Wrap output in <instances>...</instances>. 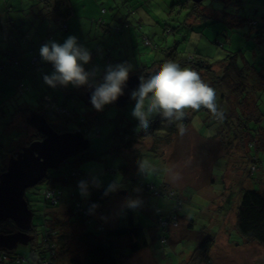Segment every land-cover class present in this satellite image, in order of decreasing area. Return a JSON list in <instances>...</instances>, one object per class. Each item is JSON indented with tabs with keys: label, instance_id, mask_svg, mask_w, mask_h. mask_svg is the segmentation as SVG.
Wrapping results in <instances>:
<instances>
[{
	"label": "rangeland",
	"instance_id": "rangeland-1",
	"mask_svg": "<svg viewBox=\"0 0 264 264\" xmlns=\"http://www.w3.org/2000/svg\"><path fill=\"white\" fill-rule=\"evenodd\" d=\"M38 1L0 0V19L4 22V28L0 30V65L6 62L0 67V157L16 140L33 133V130L27 128L28 123L19 118L18 113L28 111L26 108H30V112L39 109L42 92H47L50 88L44 83L43 76L52 72L48 69L51 64L42 61L39 55L40 47L50 41L63 44L69 36H74L78 44L89 52L97 53L98 47L110 48L114 58L128 56L132 71L139 58L138 62L141 64H151L152 59L159 60L160 67L167 62L165 52L169 47L177 54L176 61L182 68H190V64L182 61L194 54L193 51L208 56L211 62L226 57L230 54L227 51H231L235 53L239 66L245 67L244 72L248 75L250 84L256 82L261 85L264 82V0H240L239 4L235 0H203V4L209 6L210 10L216 9L217 17L205 22L191 21V29L189 22L184 21L186 9L177 4L184 0H71L73 12L65 20V31L61 29L62 20L59 17L41 16V2ZM123 23H127V26L118 32V25L124 26ZM167 26L176 29L169 32L166 30ZM49 35L53 38H48ZM144 36H148L152 44L159 47L152 57L144 43ZM95 54L84 65L86 71L94 72L91 77L94 84L103 81L101 68L97 64V58L101 55ZM214 67L219 73V66ZM132 71L130 75H135ZM201 78L207 81L205 75ZM137 87L138 85L133 90ZM240 87L242 88L241 84ZM87 89L88 86H84L72 92L73 99L69 102L71 112L97 111L90 100H85ZM53 92L61 94V89ZM128 101L130 103L124 107H119L114 102L105 105L102 111H98L102 112L99 122L86 129L85 135L90 140L92 158L82 161L70 156L58 168L49 169L48 176L25 190V199L32 211V240L27 244L18 243L12 250L6 249L14 257V263L35 264L33 256L40 258V255L32 247L43 248L48 256V245L43 243V238L46 229L51 227L57 232V235L53 234L54 239L63 236L59 239L62 242L60 249L56 240L57 257L52 261L57 264H74L70 259L76 256L82 258V251L87 249V244H82L83 238H80L84 231L101 237L104 229H98V224L104 228L124 227L130 211L133 220L142 225L147 248L132 252L127 236L115 238L119 246L114 252L117 264H264V248L254 242H243L235 227L234 207L239 197V186L243 187L245 184L248 187L252 184L250 173L246 170L249 165L246 156L244 171L240 172L235 168L243 157L244 148L241 144L245 147L249 141L248 138L245 139L246 131L242 130L244 124H239L240 138H234L228 143L229 162L234 170L227 167L224 159L210 162L216 156H222V150H226L219 144L224 134L232 139L237 130L229 133L230 135L226 130L221 132L222 127L217 129L216 125L205 123L199 111L193 112L187 134H178L168 145L161 146L157 137L155 138L157 135H164V131L159 130L154 137L152 133L141 143L134 144L133 149L120 148V136L111 140V132L124 123L138 126V121L131 115L135 101L131 97ZM51 109L53 113L49 110L46 113L49 122L57 123L59 120L61 123V116L58 119L54 115V108ZM253 109L250 105L246 106L245 111L253 114ZM262 110L260 111L264 114ZM262 117L260 122L264 126V115ZM246 121H254V118ZM77 127L73 119L66 124L68 130H79ZM262 130L263 128L260 129ZM119 133L122 135L121 131ZM254 139L256 140V136ZM153 140L156 142L151 148L150 141ZM210 140L212 143L209 146L206 141ZM114 141L116 148L121 150L113 149ZM257 145L260 146L258 143ZM208 146L210 148L206 149ZM253 150L256 151L255 146ZM253 150L251 152L250 149V155L254 153ZM258 151L259 159L263 158L262 150ZM202 152H205L206 162L202 160ZM140 161L148 162L157 171L149 175L141 173L138 169ZM224 164L227 168L225 174ZM258 164H262L260 169L264 178V160ZM71 165L74 170L77 169V175L66 179L63 171L70 169ZM122 167H127L126 171ZM168 169L179 173L181 178L175 180L168 174ZM57 171L62 180L53 178ZM258 174L257 170L256 177ZM212 177L214 182L210 183ZM93 179L100 182V187L93 186ZM81 180L89 182L87 196H82L78 188ZM164 180L169 184V187H164L171 189L173 196L161 194ZM112 183L118 187L102 204L99 218L86 223L84 220L87 219H80L81 211H71L74 202H79L83 208L93 194L106 190ZM46 188L54 189L57 194L60 192L58 199L45 201L43 192ZM229 190L232 192H228ZM157 191L160 193L157 194ZM143 196L145 199L142 200ZM227 198L231 201L230 204L225 203ZM127 199H139L142 203L131 209L126 207ZM217 202L226 204L225 213L219 210L220 207L215 208ZM175 208L179 214L176 221L173 222L174 217L170 216L167 228L160 226L157 219L161 217L166 220ZM206 233L213 235L209 259L199 249V243ZM11 257H5L7 264L13 262ZM17 258L23 260L17 262Z\"/></svg>",
	"mask_w": 264,
	"mask_h": 264
},
{
	"label": "trees",
	"instance_id": "trees-1",
	"mask_svg": "<svg viewBox=\"0 0 264 264\" xmlns=\"http://www.w3.org/2000/svg\"><path fill=\"white\" fill-rule=\"evenodd\" d=\"M217 1H223V0H217ZM38 3H40L41 16L46 18L51 16L59 17L62 20L61 29L64 31L67 30V24L65 23V20L69 16H71L73 12L71 0H39ZM235 3L239 4L240 0H235ZM177 4L181 5L182 8L186 9V13H185L186 15L184 17V21L185 23L189 22L188 26L190 27V29L192 28L193 25L191 21L205 22L207 20H215V17H217L218 14L216 9L212 8V10H210L209 6L204 5L203 0L201 2H194L193 0H184V1H178ZM224 12H221V14ZM101 22L102 24H105L103 20H101ZM123 25L124 26L118 25L117 27L118 32L123 31L125 29L124 27L127 26V23H123ZM3 28H4V22L0 19V30H2ZM173 29H176V27L167 26L166 30L171 32L173 31ZM48 38L52 39L53 37L49 35ZM143 40L144 43L148 46L150 52L149 54L152 57V55L159 50V47L156 44H152L148 36H144ZM98 49L99 50L97 51V53H100L101 56L97 58V64L101 68L102 77L105 75L106 68L109 65L115 66L117 64H121L122 61L127 64L129 63V59L127 55L120 57L118 59L112 56V50L110 48L106 49V48L98 47ZM193 52L194 54L192 53L191 55L185 57L182 63L190 64V68L198 72L200 76H204V75L206 76L207 81L203 79L202 80L205 83H208L216 90L218 106L225 111L226 118L222 123H219L212 118L211 114L206 109L202 108L199 112L202 114L205 121L210 120L208 122L210 124L216 125L217 129L222 127L221 132L226 130L229 134L237 130V134L233 133L234 136L231 135L233 136L232 139H230V137L224 134L225 139L222 138L219 144L221 146H224L226 150L225 149L222 150L221 153L222 156H216L210 163L218 162L224 159L225 164L227 163L228 168L232 167L233 170L236 168L241 172L242 164L246 162L244 156L247 157V162L249 165L247 166L246 170L250 173L249 178L252 180V184H250V186L248 187L245 186V184L243 187L239 186L240 189V191H238L239 197H238L237 205L234 207L235 227L238 234L242 237L243 242L245 243L254 242L257 245L264 248V178L260 169L262 164L260 166L258 164L260 163V161L264 160V144H263L264 126H261V122H260L261 119H263L262 116L264 115L260 111L262 110L264 105L263 102L264 82L261 85L256 84V82L250 84V82L247 79L248 75L244 72L245 67L239 66L238 62L235 59L234 52L227 51L230 54L214 62H211L208 56L198 51H193ZM95 53L96 52L93 51L90 52L91 56H94ZM165 53L167 55V62L171 61L177 63L176 61L177 54L173 53L170 47L167 48ZM140 59L141 58H139L138 60ZM138 60L134 65L135 66L134 70L133 71L130 70V72L132 71V73L137 74L139 81H140V77L147 78L152 74H154L156 71H158L160 68L158 67L159 60L152 59L151 64H149V62H145L141 64V62H138ZM5 63L6 62L0 65V67H2ZM215 65L219 66V73L216 72V69L214 67ZM48 69H51L53 71L52 65H49ZM145 75H147V77H145ZM240 84L242 85V88L240 87ZM83 87L84 86L73 87L72 85L71 86L68 85L67 87H63V86H57L55 88L50 87L47 92L45 91L42 92V104L40 105V108L39 109L37 108L32 112H30V108H26L28 111L22 112V118L27 122L26 118L31 113L41 114L42 116L45 117L46 121L50 124V126H52V128L57 132L74 131V130L66 129V124L73 119L75 123L78 125L77 129H79L86 137L85 135L87 132L86 129L88 128V126H91L92 124H97L99 122L102 112H98L95 110H90V111L88 110L82 113L71 112V110L69 109V102H71V100L73 99L72 92L80 90ZM58 88L61 89V94L57 92ZM53 91H56L57 93H54ZM220 91H222L221 92L222 97L220 96V100H219ZM85 100L88 101L90 100V98H88L86 94H85ZM129 103L130 101H128L127 105ZM250 105L253 106L254 108L253 114L245 111L246 106H250ZM51 108H54V115H56L58 119L61 118L62 120L61 123L59 120H57L58 121L57 123L49 122V118L46 113L47 110L49 111L51 110V113H53V109ZM62 110H64V112H62ZM192 114L193 111L189 110L186 118L183 121L186 128L190 125ZM258 115L260 118L258 117ZM59 116L61 117L59 118ZM251 117L254 118V121L251 122L246 121ZM240 123L244 124V126H242V130L244 132L246 131L245 139L248 138L249 141L248 144L245 145V147L244 145L241 144V147L244 148L243 157L239 160L237 166L235 164L236 167L234 168V166L229 162L230 152L228 151L229 148L228 143H230V141L233 140L234 138L235 139L240 138V136L238 135V128ZM27 126L29 127V129L33 130V133L31 132L32 134H27V136L25 137L26 139H24L22 144L16 145L14 148L7 150L3 154V156L0 157L1 158L0 173L6 169L9 158L11 156L16 155V153L19 150H21L22 147L28 145L30 142L34 140L43 138V135L37 132L34 128H32L29 125V123ZM118 128H115L111 132L109 138L113 140L114 138H117V136L119 135L120 137L118 141L120 143V148L124 147L127 149H133L132 147L134 146V144L141 143L143 140H145L144 138L146 136H151L152 133H154L153 134L154 137V135L156 134L155 132H158L159 130L164 131V135L163 136L157 135L155 136V138L157 137L159 143H161V146L170 144L172 140L175 138V136L178 134V130L175 123H169L168 121L161 119L159 116L153 117L151 126L146 132L140 129L137 125L131 123H124L123 126L119 128V130ZM261 128H263L262 131H260ZM120 131L122 132V135L119 133ZM218 133L219 132H217V134ZM254 136H256V140L254 139ZM245 139H243L242 141H245ZM155 142H156L155 140L150 141L151 148L154 147ZM114 143L115 145L113 149L115 151L121 150V149L118 150V148H116V141H114ZM257 143L260 146H258ZM253 146H255L256 151L253 150ZM250 149L251 152L252 150L254 152L252 153V155L249 154ZM259 149L262 150L263 158L261 159H259L260 158L258 151ZM0 151H2V147H0ZM90 151L91 149H89L86 152L79 153L75 155L74 158L82 161L85 159L92 158L93 152L91 154ZM254 162H258L257 165H254L253 164ZM225 164L223 165L224 174L227 169L225 168ZM122 169L126 171L127 167H122ZM76 170L73 169V165H71L70 169L66 168L63 171L66 179H71L73 176H76L78 172ZM257 170L262 176L258 174V176L256 177ZM47 174L48 171L46 173V176H48ZM54 174L55 177L53 176V178H57V180H62V178L58 177L59 171L54 172ZM148 188L151 189L150 187ZM162 188L163 190L161 191V194L165 193L170 196H173V194H171L170 192L171 189L165 187ZM157 192H158L157 194L160 193L159 191ZM228 192H232V191L229 190ZM111 195H112L111 192L105 195V190H103L97 194H93L88 199L86 206H84L83 208L79 202H74L71 206V211L72 212L76 211L78 213H80L79 211H81L80 219L82 221L84 219H87L84 220V222L90 223L94 218L100 217L101 206L104 203V201L108 199ZM143 199H145V197H143L142 200ZM45 201H50V200L45 198ZM225 202L227 204L231 203L229 198H227V201ZM93 204L97 205L95 209L91 208V205ZM220 208H221L219 209L220 211L225 209L222 207ZM177 215L179 214H177V209L175 208L172 210V213L167 217L166 220L162 219L158 215L159 218L157 219V222H159L160 226L167 228L170 216L171 218L174 217L172 221L175 222ZM127 217H128V222L127 225L124 227L104 228L103 225L100 226V224H98L97 225L98 229L100 230L104 229V235H102L101 237L94 236L92 232L84 231L81 234L80 238H83L81 240L82 244L84 242L87 244V249L85 251H82V255H83V256L81 255L82 258L76 256L75 258H71L70 260L74 264H117L114 258V252H115V248L119 246L116 244V240L114 239L120 236L128 237L129 246L132 252L138 251L139 249L147 248V242L144 237V230L142 228V225L133 220L130 211H128ZM163 222L165 223L162 225ZM0 225H1L0 233L12 232L16 227L10 220H6ZM232 232L230 234L231 236H232ZM53 234L57 235V232L53 228L49 227L46 229V234L43 238L44 240L43 243L48 245V250H49L48 256L45 255L43 248H38V246L32 247V249H34L36 253L40 255L39 258L36 257L35 255L33 256V254L31 253V256H33V261L36 260L35 264H44V263L57 264L56 262L52 261V260H56L57 257L56 256L57 252L55 251V248L57 246L56 240H58L59 243L58 245H60V243L62 242L59 239H62L63 236H59L58 239H54ZM84 236H86V238ZM53 240L54 243H52ZM140 240L141 243L139 242ZM212 242H213V235H211L210 233H206L205 237L199 243L200 252L206 256V259L207 258L209 259V250ZM60 247L61 245L59 246V249ZM8 256L11 257V255H9L8 253V250L4 249L3 252H0V258H1L0 262L7 264L8 260L5 257ZM3 260H7V261H3ZM11 260L13 262H11L10 264H17L14 263L13 256L11 257ZM17 262H21V258H17ZM28 264H34V263L29 262Z\"/></svg>",
	"mask_w": 264,
	"mask_h": 264
},
{
	"label": "clouds",
	"instance_id": "clouds-1",
	"mask_svg": "<svg viewBox=\"0 0 264 264\" xmlns=\"http://www.w3.org/2000/svg\"><path fill=\"white\" fill-rule=\"evenodd\" d=\"M39 55L42 61L52 65L53 71L43 76V81L49 87L88 86L94 90L91 93L90 103L97 110L102 111L105 105L111 104L124 94V88L129 78L131 65L127 63L109 65L106 68L103 81L94 84L91 77L94 72L86 71L84 65L91 60L90 52L78 44L76 37L69 36L63 44L54 41L47 42L40 47ZM131 99L135 101L131 115L138 121V127L147 131L155 116L175 123L178 134L183 136L187 128L183 123L188 111L206 109L214 120L222 123L226 116L225 111L218 106L216 90L205 83L200 74L191 68H182L175 62H164L158 71L151 76L140 77L138 87L131 92ZM138 169L149 175L157 171L146 161H140ZM168 174L175 180L181 177L179 173L168 169ZM93 186L100 187L96 179ZM115 183L109 184L105 195L117 189ZM78 188L82 196L89 194V182L81 180ZM139 199H127L126 207L135 209L141 205ZM97 205H91L95 209Z\"/></svg>",
	"mask_w": 264,
	"mask_h": 264
},
{
	"label": "water",
	"instance_id": "water-1",
	"mask_svg": "<svg viewBox=\"0 0 264 264\" xmlns=\"http://www.w3.org/2000/svg\"><path fill=\"white\" fill-rule=\"evenodd\" d=\"M138 83L136 74L129 76L124 94L114 103L124 107ZM93 90L88 87V98ZM27 122L43 138L22 147L16 155L9 158L6 169L0 173V222L9 219L18 228L14 232L0 233V250H12L18 243L27 244L31 240L27 230L32 227V211L25 199V190L41 181L49 169L58 168L68 157L90 147V140L80 130L57 132L41 114L31 113Z\"/></svg>",
	"mask_w": 264,
	"mask_h": 264
},
{
	"label": "crops",
	"instance_id": "crops-1",
	"mask_svg": "<svg viewBox=\"0 0 264 264\" xmlns=\"http://www.w3.org/2000/svg\"><path fill=\"white\" fill-rule=\"evenodd\" d=\"M72 3V2H71ZM222 91H220V94H219V92H218V94H219V100H220V96L222 97V93H221ZM19 114V118L22 120V122H23V118H22V114L21 113H18ZM208 121H210V120H208ZM208 121H204L205 123H207ZM190 126V125H189ZM189 126L187 127V130L189 129ZM27 128H28V126H27ZM28 130V129H27ZM188 132V131H187ZM187 134V133H186ZM185 134V135H186ZM178 135V134H177ZM176 135V136H177ZM27 136V135H26ZM26 136H24V137H21L19 140H16V142H15V144L14 145H12V146H10V148L9 149H11V148H14L16 145H19V144H22L23 143V141H24V139H26L25 137ZM234 140H236V139H234ZM206 142H209L208 144H209V146L211 145V140L210 141H206ZM206 147V149H209L210 147ZM213 148V147H212ZM214 150H215V148H213ZM203 153V158H202V160L204 159V157H206V156H204V154H205V152H202ZM206 153H207V150H206ZM204 161H206V159H204ZM211 166H212V164H210ZM212 168V167H211ZM244 169H245V165L244 164H242V170H241V172L242 171H244ZM209 173H210V175L212 174L211 173V170H209ZM212 176V175H211ZM209 182L210 183H212V182H214V179H213V177H212V179L211 180H209ZM169 187V184L167 183V181L166 180H164V182L162 183V186H161V188L162 187ZM140 191V190H139ZM216 194V193H215ZM144 197V196H143ZM142 197V198H143ZM226 203V202H225ZM227 204V203H226ZM226 204H224V203H220V204H217V206L215 207L216 209L217 208H219V207H222V208H225V210H221L222 212H224L225 213V211H226ZM224 213H222L223 215H224Z\"/></svg>",
	"mask_w": 264,
	"mask_h": 264
},
{
	"label": "built area",
	"instance_id": "built-area-1",
	"mask_svg": "<svg viewBox=\"0 0 264 264\" xmlns=\"http://www.w3.org/2000/svg\"><path fill=\"white\" fill-rule=\"evenodd\" d=\"M51 111V110H50ZM62 112H64V110H62ZM44 196H45V198L46 199H49L50 201L52 200V201H55L56 199H58V195L60 194V192H59V194H57L56 192H55V190L54 189H51V188H46L45 190H44ZM20 260V259H19ZM22 260V259H21ZM44 264H48V263H44Z\"/></svg>",
	"mask_w": 264,
	"mask_h": 264
},
{
	"label": "flooded vegetation",
	"instance_id": "flooded-vegetation-1",
	"mask_svg": "<svg viewBox=\"0 0 264 264\" xmlns=\"http://www.w3.org/2000/svg\"><path fill=\"white\" fill-rule=\"evenodd\" d=\"M9 220V219H8ZM11 221V220H10ZM13 224H14V222L13 221H11ZM15 225V224H14ZM16 226V225H15ZM18 230V228L17 227H15V229L12 231V232H14V231H17ZM27 232L31 235V238H32V232H31V229L30 230H27ZM31 241V240H30ZM6 250V249H5ZM4 251V249H2V250H0V252H3Z\"/></svg>",
	"mask_w": 264,
	"mask_h": 264
},
{
	"label": "bare ground",
	"instance_id": "bare-ground-1",
	"mask_svg": "<svg viewBox=\"0 0 264 264\" xmlns=\"http://www.w3.org/2000/svg\"><path fill=\"white\" fill-rule=\"evenodd\" d=\"M129 76H131V75H129Z\"/></svg>",
	"mask_w": 264,
	"mask_h": 264
}]
</instances>
